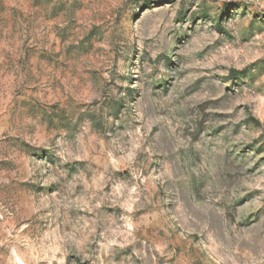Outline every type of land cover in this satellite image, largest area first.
<instances>
[{"label": "rangeland", "instance_id": "obj_1", "mask_svg": "<svg viewBox=\"0 0 264 264\" xmlns=\"http://www.w3.org/2000/svg\"><path fill=\"white\" fill-rule=\"evenodd\" d=\"M0 264H264V0H0Z\"/></svg>", "mask_w": 264, "mask_h": 264}]
</instances>
